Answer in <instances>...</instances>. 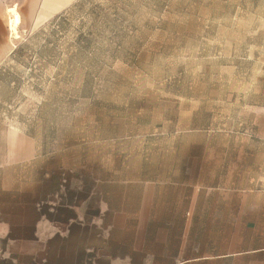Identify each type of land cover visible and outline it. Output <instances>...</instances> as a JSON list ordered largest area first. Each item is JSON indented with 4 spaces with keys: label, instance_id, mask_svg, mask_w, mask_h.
<instances>
[{
    "label": "rangeland",
    "instance_id": "1",
    "mask_svg": "<svg viewBox=\"0 0 264 264\" xmlns=\"http://www.w3.org/2000/svg\"><path fill=\"white\" fill-rule=\"evenodd\" d=\"M18 32L0 60L6 126L118 170L142 156L150 174L166 147L264 143V0H77Z\"/></svg>",
    "mask_w": 264,
    "mask_h": 264
},
{
    "label": "crops",
    "instance_id": "2",
    "mask_svg": "<svg viewBox=\"0 0 264 264\" xmlns=\"http://www.w3.org/2000/svg\"><path fill=\"white\" fill-rule=\"evenodd\" d=\"M76 1L0 0V60L9 8L29 31ZM46 134L0 122V264H264V143L166 147L150 174Z\"/></svg>",
    "mask_w": 264,
    "mask_h": 264
},
{
    "label": "bare ground",
    "instance_id": "3",
    "mask_svg": "<svg viewBox=\"0 0 264 264\" xmlns=\"http://www.w3.org/2000/svg\"><path fill=\"white\" fill-rule=\"evenodd\" d=\"M8 14H9V36L11 39L13 40H18L20 38L19 36V21H18V17H17V12L15 7L10 8L8 10Z\"/></svg>",
    "mask_w": 264,
    "mask_h": 264
}]
</instances>
